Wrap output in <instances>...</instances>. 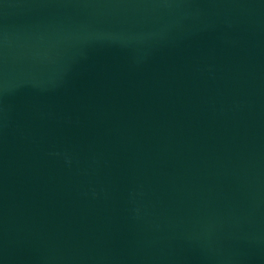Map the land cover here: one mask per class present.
<instances>
[{
    "label": "water",
    "instance_id": "obj_1",
    "mask_svg": "<svg viewBox=\"0 0 264 264\" xmlns=\"http://www.w3.org/2000/svg\"><path fill=\"white\" fill-rule=\"evenodd\" d=\"M0 264H264V0H0Z\"/></svg>",
    "mask_w": 264,
    "mask_h": 264
}]
</instances>
